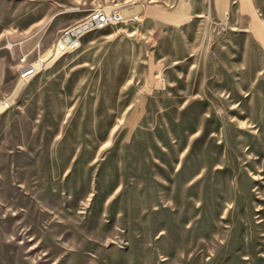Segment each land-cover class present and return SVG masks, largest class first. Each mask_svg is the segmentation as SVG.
I'll return each mask as SVG.
<instances>
[{"label": "rangeland", "instance_id": "1", "mask_svg": "<svg viewBox=\"0 0 264 264\" xmlns=\"http://www.w3.org/2000/svg\"><path fill=\"white\" fill-rule=\"evenodd\" d=\"M131 2L138 20L56 52L64 28ZM200 5L0 0V264H264V78ZM154 30L182 62L148 60Z\"/></svg>", "mask_w": 264, "mask_h": 264}, {"label": "crops", "instance_id": "2", "mask_svg": "<svg viewBox=\"0 0 264 264\" xmlns=\"http://www.w3.org/2000/svg\"><path fill=\"white\" fill-rule=\"evenodd\" d=\"M200 1L201 3L206 1L209 3L211 15L216 20L217 47L220 48V17H222L229 21L239 33L247 37L248 46L252 48L248 61L253 63V70L247 71V74H244L243 77H256L257 75L253 74L259 71L262 75L261 78H264V0H183L184 6L176 7L173 11L178 16L202 13V7L199 6ZM122 10L126 14L141 13L140 4L135 2H131ZM155 32L156 30H154V39L151 45V53L148 54V60L156 62L158 58L157 61L169 64L182 62L185 56L184 46L179 43L175 46L162 44L160 38L155 37ZM214 69L215 67L212 68L211 74L209 71L207 72V78L215 77L218 79V85H220L219 59L216 61V71Z\"/></svg>", "mask_w": 264, "mask_h": 264}, {"label": "built area", "instance_id": "3", "mask_svg": "<svg viewBox=\"0 0 264 264\" xmlns=\"http://www.w3.org/2000/svg\"><path fill=\"white\" fill-rule=\"evenodd\" d=\"M138 18V13L126 14L119 7L94 9L75 24L62 30L55 50L59 53L75 50L81 45V39L85 33L103 29L116 23L135 21ZM36 71L37 67L35 64H26L22 68L21 76L29 77L35 74Z\"/></svg>", "mask_w": 264, "mask_h": 264}]
</instances>
